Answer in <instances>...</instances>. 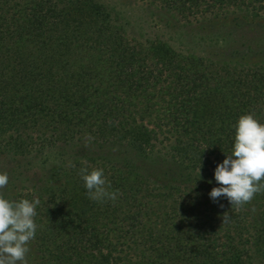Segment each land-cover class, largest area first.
I'll list each match as a JSON object with an SVG mask.
<instances>
[{"label": "trees", "instance_id": "16d2710c", "mask_svg": "<svg viewBox=\"0 0 264 264\" xmlns=\"http://www.w3.org/2000/svg\"><path fill=\"white\" fill-rule=\"evenodd\" d=\"M142 1L193 31L264 16V0ZM202 37L240 47L133 37L104 0H0V193L40 200L43 264H264V193L240 210L209 196L239 117L264 124V27ZM85 167L115 201L89 199Z\"/></svg>", "mask_w": 264, "mask_h": 264}, {"label": "clouds", "instance_id": "9594fccd", "mask_svg": "<svg viewBox=\"0 0 264 264\" xmlns=\"http://www.w3.org/2000/svg\"><path fill=\"white\" fill-rule=\"evenodd\" d=\"M234 127L232 152L216 166L214 179L219 186L213 187L209 196L213 202L223 197L240 210L245 204H251L256 194L264 193V124L259 123L254 115L246 114L239 117ZM79 175L89 199L96 202L117 199L118 191L109 190L110 182L102 168L90 172L86 167L81 168ZM8 179L7 173H0V189L8 185ZM39 204L38 198L11 201L0 193V264H27L29 244L38 227L34 217ZM220 207L224 206L221 204ZM252 212H256L255 207ZM228 220L225 212L222 221Z\"/></svg>", "mask_w": 264, "mask_h": 264}, {"label": "rangeland", "instance_id": "374dc122", "mask_svg": "<svg viewBox=\"0 0 264 264\" xmlns=\"http://www.w3.org/2000/svg\"><path fill=\"white\" fill-rule=\"evenodd\" d=\"M110 7L116 12H120L124 16V20L128 22L129 32L133 37L145 39V37H156L160 36L167 39L177 49L187 51L188 48H192L198 54L218 53L221 50L228 49L229 47H240L235 45H229L227 48H214L203 42L202 35L204 33H211L212 31L218 30L219 28L245 26L264 27V16L262 17H248L241 15H230L229 17L216 19L211 22H207L201 25H196L195 31L192 27L184 26L180 21L168 16L164 10L157 11L154 7H151L142 0H104ZM192 35H195V44L187 45L184 42L194 39ZM201 38V39H200ZM217 47V45H216ZM225 50V51H226ZM222 51V53H223ZM248 52L247 49H245ZM256 54L254 55V53ZM252 56L254 59L264 57V45L259 46L254 50ZM16 185V184H15ZM15 185H11L6 194V199L15 201L17 198V188ZM30 251L26 255L27 264H43L40 260L38 253H36L35 247L32 242L29 244Z\"/></svg>", "mask_w": 264, "mask_h": 264}]
</instances>
